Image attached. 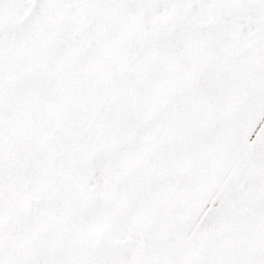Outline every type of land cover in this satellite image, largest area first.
Wrapping results in <instances>:
<instances>
[{
    "label": "snow or ice",
    "instance_id": "snow-or-ice-1",
    "mask_svg": "<svg viewBox=\"0 0 264 264\" xmlns=\"http://www.w3.org/2000/svg\"><path fill=\"white\" fill-rule=\"evenodd\" d=\"M0 264H264V0H0Z\"/></svg>",
    "mask_w": 264,
    "mask_h": 264
}]
</instances>
